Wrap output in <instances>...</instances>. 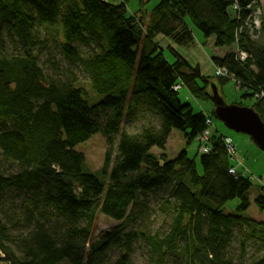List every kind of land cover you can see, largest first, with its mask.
<instances>
[{"label": "trees", "instance_id": "trees-1", "mask_svg": "<svg viewBox=\"0 0 264 264\" xmlns=\"http://www.w3.org/2000/svg\"><path fill=\"white\" fill-rule=\"evenodd\" d=\"M260 1L160 0L146 21L129 14L130 0H0V264H109L113 251L112 264H131L139 242L157 264L172 255H181L182 264H238L230 255L234 241L240 257L251 248L260 255L253 264H264V223L240 215L250 207L252 183L226 155L227 136L215 128L209 152L192 158L185 150L169 161L152 154L164 151L172 131L189 146L208 129V118L216 120L214 112L182 104L173 87L212 102L210 88L217 85L170 47L169 61L157 36L186 47L194 29L214 48L227 49L212 58L228 75L217 77L218 84L233 80L243 98L255 101L251 109L264 124ZM258 11L253 37L248 29ZM48 43L88 77L101 101L90 104L74 78L44 74L40 50ZM6 44L18 54L6 53ZM146 117L157 126L138 135L122 130ZM96 134L106 147L102 181L76 151ZM258 191L253 201L262 212L264 187ZM233 200L238 214H225ZM154 204L173 215L158 241L139 228ZM98 211L118 225L92 241Z\"/></svg>", "mask_w": 264, "mask_h": 264}, {"label": "rangeland", "instance_id": "rangeland-1", "mask_svg": "<svg viewBox=\"0 0 264 264\" xmlns=\"http://www.w3.org/2000/svg\"><path fill=\"white\" fill-rule=\"evenodd\" d=\"M159 1L160 0H130L127 5V10L129 14H138L144 10L150 12L159 3ZM260 2L262 8V17H264V2ZM259 18L260 14L258 18L252 17V23L258 21ZM257 27L258 26L255 25V30ZM257 30L254 32H249L250 35L253 37L256 36L258 34ZM193 37V43L186 47L178 46L172 40L162 36H157L153 41L163 51L164 56L169 61L172 60L171 54L168 50L170 47L192 67L198 66L202 76L209 78L214 84L217 85L216 89L218 96L222 99L226 106L234 105L240 106L242 108H251L253 104H255V101L250 98H243L241 91L237 90L233 80L229 79V81L224 85L218 84L216 79L217 76L215 75L216 70L212 62V58H222V56L228 52L227 49L214 48L213 39H203L202 36L194 29ZM261 39L263 38L260 37L259 41ZM41 48L42 47L40 46L39 49ZM4 51L10 55L18 54V50H16L15 47L9 46L8 44H6ZM82 52H85V54L87 53L85 50H82ZM40 53H42L40 57V66L45 75L63 80L74 78L75 86L82 88L86 92L87 96L91 99L90 104H94L103 99V97L99 96H96L97 98H95L90 88L89 79L81 70L77 68L71 69L63 61V58L58 52V47L56 44L48 43L45 48L40 50ZM178 97L182 104L190 105L194 112H202L204 115L212 117L211 115L214 111L213 102H202L195 100L190 96L184 87H182L178 92ZM208 120L209 124L207 123ZM205 124L209 129L210 134L213 130H215V128H217L225 136H227V138L224 139H228L233 146V149H230L229 151L231 153L229 155H231L230 158L233 166L238 172L250 178L251 180L252 189L249 193L250 207L245 213H241L240 215L258 223H264V211H259L254 205L253 201L259 192V188L264 187V153L251 142L249 137L227 130L220 122H217L216 120L212 121L208 118ZM147 126H157V121H155V119L146 117L144 119L138 120L137 122L123 125L122 130L130 135H138L140 134L142 128ZM199 141L200 136L194 141V143L187 146L181 133L172 131L164 151L153 149L152 154L157 156L164 154L166 159L169 161L175 158L181 151L185 150L188 157L192 158L195 153L198 155L201 153L199 149ZM115 148L116 147L114 146V154ZM76 151L83 154L89 173L102 181L100 173L103 167L106 151L102 136L100 134L92 136L88 141L79 145L76 148ZM226 155L228 156L227 153ZM197 169L199 171L198 167ZM236 205L237 200L228 202L223 207V212L225 214H238L235 211ZM150 207L151 208L147 217L139 225V228L143 230L148 236L153 237L157 241L162 240L168 235L173 215L170 210H160L156 204L151 205ZM117 225L118 224L116 222L108 219L99 211L96 212V221L93 229L92 241L98 240L100 236L103 235V233L111 230ZM23 234L25 233H20L22 236ZM230 255L232 259H234L238 264H253L260 256L255 255L254 251L250 248L244 257H240L237 241H234L232 244L230 248ZM115 256L116 253L114 251L109 254V264L113 263ZM130 262L131 264H157V259L153 256V254H151L150 248L148 246H146L143 242H139L134 247ZM182 262L183 259L181 255H172L168 257L166 264H182Z\"/></svg>", "mask_w": 264, "mask_h": 264}, {"label": "water", "instance_id": "water-1", "mask_svg": "<svg viewBox=\"0 0 264 264\" xmlns=\"http://www.w3.org/2000/svg\"><path fill=\"white\" fill-rule=\"evenodd\" d=\"M214 117L234 133L249 137L251 142L264 153V124L251 108L226 106L218 96L217 89L211 85Z\"/></svg>", "mask_w": 264, "mask_h": 264}, {"label": "built area", "instance_id": "built-area-1", "mask_svg": "<svg viewBox=\"0 0 264 264\" xmlns=\"http://www.w3.org/2000/svg\"><path fill=\"white\" fill-rule=\"evenodd\" d=\"M259 14H260V12L258 11L254 17H255V18H258V17H259ZM256 22H257V23H256ZM256 22H255V23L253 22V26L257 25V26H258L257 29H258V28H259V20L256 21ZM236 56H237V58H238L241 62H243V60L246 59V55L243 54V53H241V52H237V51H236ZM215 70H216V71H215V75H216L217 77H219V78H228V75H227L225 69H222V68H216ZM181 88H182V85H181V84H177V85H175V86L173 87V91H174V92H178V91H180ZM255 98H256V99H262V98H263V95H259V94H257V95L255 96ZM207 123L209 124V120L207 121ZM209 136H210L209 129H206V130H205L204 132H202V134L200 135V141H199V146H200V147H199V149H200V151H201V154H206L207 152H209V147H210L209 144H208V142H209V140H208ZM223 146H224L225 152L228 154L229 157H231V155H229V154H231V153L229 152L230 149H233V146H232L231 142H230L228 139H223ZM229 174L233 175V174H234V169H230V170H229Z\"/></svg>", "mask_w": 264, "mask_h": 264}, {"label": "crops", "instance_id": "crops-1", "mask_svg": "<svg viewBox=\"0 0 264 264\" xmlns=\"http://www.w3.org/2000/svg\"><path fill=\"white\" fill-rule=\"evenodd\" d=\"M263 2H264V0H263ZM149 14H150V12H148V11H146V10L139 12V15H140V16H144V17L146 18V20L148 19ZM260 151H261V150H260ZM235 169H236V168H235ZM236 170H237V169H236ZM260 223H262V222H260Z\"/></svg>", "mask_w": 264, "mask_h": 264}, {"label": "bare ground", "instance_id": "bare-ground-1", "mask_svg": "<svg viewBox=\"0 0 264 264\" xmlns=\"http://www.w3.org/2000/svg\"><path fill=\"white\" fill-rule=\"evenodd\" d=\"M254 27H255V26H253V27H252V26H250V27H249V29H248V31H249V32H254V31H256V30H257V28H256V30H255V28H254ZM257 32H258V30H257ZM245 60H246V59H245ZM245 60H243V62H244Z\"/></svg>", "mask_w": 264, "mask_h": 264}]
</instances>
